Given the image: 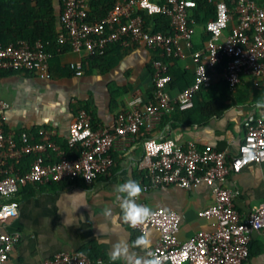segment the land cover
Here are the masks:
<instances>
[{
    "label": "built area",
    "instance_id": "2783aa9c",
    "mask_svg": "<svg viewBox=\"0 0 264 264\" xmlns=\"http://www.w3.org/2000/svg\"><path fill=\"white\" fill-rule=\"evenodd\" d=\"M215 6V18L203 24L208 38L201 48H193L192 13L196 0H116L101 20L88 23L86 0H61L58 17V43L68 44L72 51L88 57L102 56L108 46L127 43L143 44L160 52V57L182 60L191 51L194 79L174 100L167 95L171 82L169 65L158 59L152 61L155 104L139 105L135 100L121 111L111 128H92L91 118L79 110L69 124L66 144L78 148L79 154L69 158L53 142L55 130L43 128L36 136L27 131L7 130L8 102L0 100V264H4L19 241L17 233L3 231L6 223L18 213V191L28 185L62 184L73 187L81 182L90 184L113 164L111 150L118 139L135 136L140 125L152 129L163 112L185 111L193 106L194 96L213 84L219 76L234 92L241 78L264 76V0H206ZM142 13L148 17L163 16L169 32L154 31L145 26ZM50 54L41 42L18 40L0 45V71H27L39 78H48ZM80 62L70 65L80 75ZM256 84V83H254ZM245 131L237 153L227 156L212 147L198 148L193 140L179 143L169 138H147L144 154L137 162L143 172V192L174 186L189 189L204 183L210 187L212 204L198 213L202 218H214L215 230L200 231L184 241L177 238L180 215L174 210L158 207L143 224L130 227L137 235L150 228L157 232L151 252L159 264H243L249 254L252 233L261 236L264 246V194L257 207L243 216L232 203L235 192L229 187L228 176L239 173L248 164L262 169L264 186V120L260 117L244 124ZM48 151L54 155L50 159ZM31 156L29 166L23 159ZM145 204L144 202H140ZM44 264H111L75 251H63Z\"/></svg>",
    "mask_w": 264,
    "mask_h": 264
},
{
    "label": "crops",
    "instance_id": "0c3cea01",
    "mask_svg": "<svg viewBox=\"0 0 264 264\" xmlns=\"http://www.w3.org/2000/svg\"><path fill=\"white\" fill-rule=\"evenodd\" d=\"M52 3L58 18L61 0H52ZM57 29L60 30L59 23ZM206 39L203 24L194 23L193 48H201ZM158 52L143 44H116L108 46L103 57L93 60L83 52L64 46L62 52L49 53L48 78H39L27 71L0 72V100L10 105L5 127L12 131L24 130L33 136L43 128H52L55 130L53 142L59 147L66 142L69 124L79 110L88 112L97 128H111L116 116L133 101L139 100L140 106L149 101L153 90L152 61L157 59ZM78 62L82 64L81 74L75 75L70 65ZM177 64H173V69L180 68L193 75L190 50L185 51ZM220 81L215 76L213 85H219ZM179 92L170 86L167 89L171 100ZM259 98H264V76L243 77L237 89L223 100L226 107L219 115L200 123H190L187 117L183 123L173 109L163 112L152 129L142 124L135 136L118 139L111 150L112 166L90 184L28 185L20 189L15 196L18 213L3 228L6 233H17L19 241L4 264H44L63 251L121 264L119 260L109 259L113 244L119 240L130 242L138 235L119 218L114 185L127 179L140 184L146 182L143 172L137 169V162L144 154L143 141L147 138H169L179 143L193 140L198 148L209 146L227 156L235 155L245 122L258 117L264 120L254 108ZM228 184L235 192L233 206L243 216L257 207L264 194L262 169L253 163L239 173L230 174ZM212 201L210 187L204 183L186 190L158 187L140 193L137 198L138 203L144 202L152 209L162 207L179 213L177 238L180 241L200 231L215 230L214 218L198 216ZM106 208L112 209L108 215H105ZM147 232L151 235L152 249L157 232L152 228ZM130 251L144 255L139 249ZM243 264H264V246L258 233L251 234L249 254Z\"/></svg>",
    "mask_w": 264,
    "mask_h": 264
},
{
    "label": "trees",
    "instance_id": "16d2710c",
    "mask_svg": "<svg viewBox=\"0 0 264 264\" xmlns=\"http://www.w3.org/2000/svg\"><path fill=\"white\" fill-rule=\"evenodd\" d=\"M116 0H88V15L86 21L92 23L103 19ZM197 6L194 9L191 19L195 23L205 24L215 18V6L213 3H207L206 0H196ZM142 17L147 29L154 31L162 30L169 32L168 21L163 16L148 17L142 13ZM58 18L55 16L52 0H0V45L6 46L18 40H26L29 43L39 41L43 44L44 50L48 53L62 52L64 46L68 44H59L57 29ZM208 38V35H207ZM106 53V52H105ZM105 55V54H104ZM102 56L91 57L93 60H98ZM157 59L162 63L169 65V74L171 82L169 86L178 91H182L192 84L194 75L180 68L173 69V64L178 65L179 60L172 58L160 57V53H156ZM221 65H217L216 69L218 76L221 71ZM19 72L18 70L0 71V72ZM153 74V69H151ZM231 91L227 88L224 81L221 79L219 85H211L207 89L200 90L193 98V106L185 111L175 109L181 116L183 123L189 117L190 123L204 122L212 116L221 114L226 104L224 99L230 97ZM152 104V94L149 99ZM162 117V116H161ZM92 128L97 127L91 122ZM66 152L67 157L75 158L79 154V149H69L66 142L60 146ZM50 159L54 155L49 151ZM32 161L31 156H26L23 159V165L27 168Z\"/></svg>",
    "mask_w": 264,
    "mask_h": 264
},
{
    "label": "clouds",
    "instance_id": "9594fccd",
    "mask_svg": "<svg viewBox=\"0 0 264 264\" xmlns=\"http://www.w3.org/2000/svg\"><path fill=\"white\" fill-rule=\"evenodd\" d=\"M254 108L259 110L261 116H264V98L257 99ZM143 190L141 184L132 179L114 185L119 218L130 227L143 224L153 215V210L149 205L137 202ZM111 212V208L105 209V215ZM151 244V235L148 232L136 236L130 242L119 240L113 244L109 259L119 260L121 264H159V258L151 252ZM130 249H139L144 255H138L136 251H130Z\"/></svg>",
    "mask_w": 264,
    "mask_h": 264
}]
</instances>
